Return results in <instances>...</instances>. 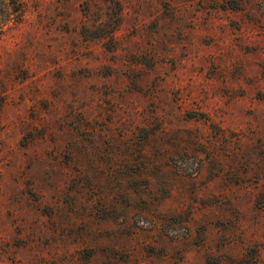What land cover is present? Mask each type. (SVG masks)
Listing matches in <instances>:
<instances>
[{"label": "rangeland", "instance_id": "rangeland-1", "mask_svg": "<svg viewBox=\"0 0 264 264\" xmlns=\"http://www.w3.org/2000/svg\"><path fill=\"white\" fill-rule=\"evenodd\" d=\"M17 1L0 264H264V0Z\"/></svg>", "mask_w": 264, "mask_h": 264}, {"label": "trees", "instance_id": "trees-1", "mask_svg": "<svg viewBox=\"0 0 264 264\" xmlns=\"http://www.w3.org/2000/svg\"><path fill=\"white\" fill-rule=\"evenodd\" d=\"M115 2L119 4L118 1ZM22 11L23 9L17 0H0V33L11 18H14L15 21L18 20Z\"/></svg>", "mask_w": 264, "mask_h": 264}]
</instances>
